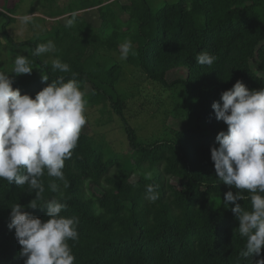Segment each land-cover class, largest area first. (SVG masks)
<instances>
[{
  "label": "trees",
  "instance_id": "16d2710c",
  "mask_svg": "<svg viewBox=\"0 0 264 264\" xmlns=\"http://www.w3.org/2000/svg\"><path fill=\"white\" fill-rule=\"evenodd\" d=\"M17 1L8 5L0 0V73L33 98L58 77L75 79L87 104L101 105V115L121 120L127 148L115 151L102 137L82 129L65 161L67 188L46 171L39 195L27 185L0 179V264H23L15 230L7 227L10 207L19 203L46 221L43 204L49 199L66 205L60 216L78 219L79 238L68 241L74 264H251L239 257L246 241L232 205L222 204L223 194L236 189L216 178L210 149L218 146L215 137L227 125L215 118L211 104L222 103L221 93L237 80L250 90L264 87V0H112L125 20L105 7L111 0H30V13L39 8L48 17H64L50 31L23 41L7 30L15 21L11 14ZM93 7L100 19L95 27L78 13ZM73 14L76 23L67 27ZM48 41L56 45L55 52L32 55ZM125 41L131 42L132 52L124 62L160 96L142 87L129 94L118 91L122 68L96 58L100 51L120 53ZM19 47L26 48L31 74L11 72ZM202 52L216 56L211 68L196 62ZM56 59L71 70L53 71ZM41 75L49 79L43 81ZM106 106L109 112H103ZM141 113H157L163 120L172 116L186 124L180 129L165 124L148 140L129 120ZM147 185L156 186L155 202L147 199ZM243 195L237 203L250 210L251 193ZM31 200L41 207H28ZM261 258L264 249L252 264Z\"/></svg>",
  "mask_w": 264,
  "mask_h": 264
},
{
  "label": "clouds",
  "instance_id": "9594fccd",
  "mask_svg": "<svg viewBox=\"0 0 264 264\" xmlns=\"http://www.w3.org/2000/svg\"><path fill=\"white\" fill-rule=\"evenodd\" d=\"M31 15H22L19 21L28 25ZM76 23V15L67 20L66 26ZM52 41L39 44L32 55L40 57L55 52ZM132 52L130 41L120 45V60H126ZM216 56L208 52L200 53L196 62L209 68ZM33 67L25 55H18L11 72L31 74ZM52 70L69 72L70 66L56 59ZM47 81V75H41ZM86 94L75 79L64 81L58 77L36 93L35 97L21 94L12 87L8 74L0 73V179L17 186H28L37 195L44 192L41 177L45 175L63 181L65 161L72 157L81 130L87 123ZM222 103L211 104L215 118L227 125V130L217 133V147H211V160L218 181H222L236 193L223 194L222 204L237 218L239 235L245 238V246L239 253L242 259L260 257L264 249V87L250 90L237 80L220 97ZM53 191L57 185L51 183ZM251 193V209L245 210L237 203L244 200L243 193ZM31 192V191H30ZM147 199L155 202L159 198L156 186H146ZM46 207V221L24 210L16 203L11 206L9 230L14 229L15 239L20 245L19 256L23 264H74L75 256L68 243L78 240V219L59 214L66 207L56 199H49ZM28 207L36 209L33 200ZM255 264H264V258Z\"/></svg>",
  "mask_w": 264,
  "mask_h": 264
},
{
  "label": "rangeland",
  "instance_id": "374dc122",
  "mask_svg": "<svg viewBox=\"0 0 264 264\" xmlns=\"http://www.w3.org/2000/svg\"><path fill=\"white\" fill-rule=\"evenodd\" d=\"M14 1L17 0H8V5H12ZM29 1L30 0L17 1L19 3V6L17 7L16 11L11 14V16L15 18V21L7 27V30L14 40H28L29 38L34 37V35L36 36V34L38 33H46L50 31L53 26L58 25L59 22L63 20L64 16L48 17L43 12H41L39 8L34 10L33 13H30L29 10L31 6ZM65 1L67 0H58V3L60 4ZM114 3L115 1L112 0L107 1V3H105V7L109 6V8H111L113 12L118 16V18H120L121 20H125L126 15H124L120 8L114 5ZM35 6L38 7L37 4ZM78 13L81 14L83 18L94 27L98 26L100 19L96 7L84 11H79ZM22 15H31L33 17L32 22L28 25H22L19 21V17ZM1 24L2 19L0 18V38L3 40V35L1 33ZM2 48L4 49V51H2L3 49L1 50L2 55L5 56V52L7 49H5L4 47ZM15 53L17 56L25 55L26 48L19 47L18 49H16ZM119 55V52L105 51H100L96 55V58L101 63L106 64L116 62L122 68L120 81L116 86L118 91H122L124 93L129 94L131 93V91H134L135 88L142 87L144 88V92H148L150 95H159L156 91H154L155 89H153L150 84L146 83V81L144 80V76L136 68L128 66L124 62V60H120ZM100 107L101 105H86L85 115L87 117V123L83 127V131L97 139L102 137L109 146L115 149V151H124L127 147L123 132L121 130V120L114 116L107 119L106 113H104V115L100 114ZM134 108H137L136 105L134 106ZM105 109L106 110L103 112H109L111 110L110 106H106ZM134 118H131L129 120L131 121L132 125L136 128V133L148 140L150 138H153V136H155V133L161 130L163 128V125L165 124L173 129H180L186 124L183 119L174 118L172 116H169L165 120H163L162 116L157 113H154L152 115L147 114V116L142 114L140 116L138 115L136 119Z\"/></svg>",
  "mask_w": 264,
  "mask_h": 264
}]
</instances>
